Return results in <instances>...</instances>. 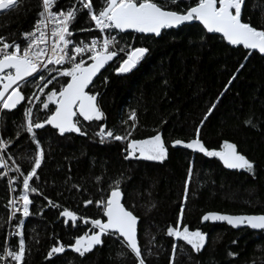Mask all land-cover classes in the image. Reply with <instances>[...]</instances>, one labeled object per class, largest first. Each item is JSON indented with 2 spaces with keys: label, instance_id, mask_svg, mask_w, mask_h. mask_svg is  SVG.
Returning a JSON list of instances; mask_svg holds the SVG:
<instances>
[{
  "label": "trees",
  "instance_id": "trees-1",
  "mask_svg": "<svg viewBox=\"0 0 264 264\" xmlns=\"http://www.w3.org/2000/svg\"><path fill=\"white\" fill-rule=\"evenodd\" d=\"M157 2L164 5L166 0ZM15 3L18 6L14 10L0 14V36L23 47L22 33L31 31L39 18L40 0ZM74 3L79 7L77 0H57L56 8L66 10ZM188 3L191 0H183L179 7H167L180 11ZM93 4L98 10L103 0H93ZM86 14L87 9L80 11L70 26L77 33V42L98 35ZM243 18H250L257 28L264 27V0H246ZM120 39L119 48L147 47L149 52L132 71L117 74L115 68L124 56L121 52L96 79L90 90L99 93L104 118L92 122L79 118V126L87 135H60L50 127L34 129L44 160L36 170L39 179L30 180V185L38 189L29 193L30 215L18 216L15 221H24L20 229L26 245L23 264H139L118 236L105 235L101 245L83 256L69 247L91 228V219L105 221L102 208L95 202L110 194L115 181L120 182L126 208L140 219L138 239L145 264H264L263 233L202 222L208 212L264 215V57L232 48L198 24L166 31L160 38L125 34ZM65 79L58 76L43 94L30 82L21 89L26 99L18 108L0 111V138L12 141L4 150L7 172L0 171V255L7 242L8 202L22 191L23 177L15 169L19 166L26 175L36 151L23 127L24 109L32 108L33 120L42 122L50 113L41 101L54 87L58 90ZM54 107L49 104L50 109ZM133 111L134 129L129 119ZM247 120L252 124L245 123ZM100 125L115 135L132 134L126 140L105 138L101 143L95 135ZM197 128L198 138L211 151H220L225 141L234 143L237 151L253 162L255 174L246 170L228 172L215 156L183 144L173 145L175 140L187 143L196 139ZM157 132L167 148L165 159L146 160L139 153L125 159L129 140L146 139ZM49 200L60 207L49 205ZM87 200L93 203L86 205ZM181 206L180 227L187 225L190 231L199 229L207 234L199 252L167 234L169 226H176ZM64 208L76 213L75 226L71 219L59 215ZM18 240L13 241L17 247ZM58 241L65 246L64 252L48 257Z\"/></svg>",
  "mask_w": 264,
  "mask_h": 264
},
{
  "label": "snow or ice",
  "instance_id": "snow-or-ice-1",
  "mask_svg": "<svg viewBox=\"0 0 264 264\" xmlns=\"http://www.w3.org/2000/svg\"><path fill=\"white\" fill-rule=\"evenodd\" d=\"M77 3L79 7L74 3L67 10L63 8L54 10L57 7V0H40V10L37 13L39 18L35 21L31 31L22 33L25 40L23 47L15 40L9 43L5 41V37L0 36V109L12 110L24 101L26 97L21 89L30 82L43 94L44 89L57 80L58 76L66 78L58 90L54 87L47 93V99L41 101L43 108L50 113L42 122L33 120L32 108L24 109L25 125L23 127L30 134L36 151L32 158V166L26 175L21 172L19 166L15 169L23 177L22 191L8 202L11 216L21 213L23 217H28L30 215L29 205L32 203L29 193L38 192L36 187L30 185V180L33 177L39 179L36 170L41 167L44 160V150L40 146L34 129H42L45 125H51L58 130L60 135L65 133L87 135L79 126V118L82 117L88 122L100 121L104 118V112L97 104L99 93H93L90 90L94 78L101 73V69H104L109 61L117 56L118 52H124V56L120 59L119 66L115 68L117 74L132 71L149 52L147 47L130 45L117 49L116 45L119 41L117 36L111 33L116 32L118 35L132 30L159 37L162 30L174 29L188 22L198 21L207 33L221 34V38L229 45H242L244 49L264 54V27L257 28L252 25L250 18L248 20L243 18L242 7L245 6V0H191V3L186 4L180 11L169 9L167 5L179 7V3H183V0H166L164 5L158 3L157 0H103V5L98 10L95 9L93 0H77ZM17 6L15 0H0V10L12 11ZM83 9H87L86 15L93 22L94 28L99 30L98 36L91 38L87 43L84 40L77 42L72 39L75 30L70 28L78 13ZM78 30L91 31L92 29L80 28ZM99 34L105 35L100 36ZM78 56L79 59H77ZM49 65L53 67L50 68ZM57 65L61 67H55ZM243 66L241 64L240 68ZM53 72L56 75H52ZM45 73L48 75L46 76ZM104 80L106 81L107 77H104ZM33 97L39 100L36 93H33ZM49 104L55 105L54 109H50ZM129 119L134 122L131 125L134 129L135 111L131 112ZM245 123L252 124V121L247 120ZM131 134L129 131L127 137ZM95 135L100 138L101 143L105 138L117 141L127 139L126 136L115 135L111 130H106L104 125L99 126V131ZM198 136L199 128H197L196 139L187 143L180 140L172 143L173 145L183 144L184 147L198 150L207 156L219 157L227 168L244 169L255 174L253 162L240 154L234 143L225 141L220 151H211L204 146ZM11 143V140L5 141L0 138V152L6 150ZM125 151L127 152L125 159L135 157L137 153L139 157L146 160L162 161L167 156V148L159 132L146 139L129 140ZM6 166L3 155H0V167ZM190 174L191 169H189ZM11 183L13 181L10 179V185ZM114 183L115 186L111 187L110 194L95 202L97 207L102 208L103 215L107 218L106 221L91 219V228L84 235L77 236L75 243L69 247L83 256L94 246L101 245L103 243L101 237L104 235L123 237L126 242L125 246L135 255L139 264H145L136 236L138 217L121 203L120 182L115 181ZM10 190L15 191L11 188ZM45 199L48 198L45 197ZM184 199H187V184ZM91 203H93L91 200L85 201L86 205ZM49 205L60 207L51 200H49ZM183 211V206H181L177 224L175 227L169 226L167 234L177 240L185 241L191 245L192 249L199 252L205 245L207 234L199 229L190 231L187 225H184L181 230L180 220L183 218ZM59 215L71 219L75 226L78 219L75 212L64 208ZM80 219H83L85 224L89 223L87 218L81 217ZM202 221H226L234 228L246 225L251 229L264 230V215L233 216L207 213L203 215ZM23 223V219H19L15 226L18 231L13 233L19 237L18 250L5 247L4 254L0 255V261L4 264H7L9 257L15 264H23L26 245L23 232L19 231ZM64 223L67 224L68 219H65ZM57 244L58 246H53L49 250L48 257L64 252L65 246L59 241ZM175 252L176 245L174 244L173 257Z\"/></svg>",
  "mask_w": 264,
  "mask_h": 264
},
{
  "label": "water",
  "instance_id": "water-1",
  "mask_svg": "<svg viewBox=\"0 0 264 264\" xmlns=\"http://www.w3.org/2000/svg\"><path fill=\"white\" fill-rule=\"evenodd\" d=\"M245 2H246V0H245ZM243 10H244V7H242V16H243ZM6 11H8V10H0V14L5 13ZM194 24H198V25H200L201 27H203L198 21H192V22H188V23H186L185 25L180 26V27H178V28L169 29V30H162L161 35H162L164 32H166V31H177V30L181 29L182 27L190 26V25H194ZM203 29H204V28H203ZM204 30L206 31V29H204ZM206 33H207V31H206ZM121 34H122V35H125V34H135V35H139V36H150V37H155V36H152L151 34H141V33H137V32L132 31V30H127L126 32H122ZM207 34L221 37V34H218V33H207ZM161 35H160L159 37H156V38H160ZM225 43H226L228 46L232 47V48H243L242 45H239V46H233V45H229L226 41H225ZM243 49H244V48H243ZM244 50H245V51H249V52H255V53L259 54L260 56L264 57V54L259 53L258 51H255V50H251V51H250V50H247V49H244ZM117 58H118V55H117L116 57H114L113 60L109 61L108 64L105 65V68H104V69H101V73H99V74L97 75V77L94 78L93 84H94V82L96 81V79H97V78H98V77H99V76H100V75H101V74H102V73H103V72H104L109 66H111V65L117 60ZM121 74H125V73H121ZM29 79H31V78H29ZM91 87H92V85H90V88H91ZM9 91H11V89H10ZM86 91H87V89H86ZM22 103H23V101H21V103L18 104L16 108H18ZM97 104H98V106H99V96H98V95H97ZM16 108H15V109H16ZM12 110H14V109H12ZM9 111H11V110H9ZM80 119H81L82 121H84L82 117H80ZM84 122H87V121H84ZM47 127H50V128H52V129L58 131L57 129L53 128L51 125H45L44 128H42V129H45V128H47ZM42 129H36V130H42ZM216 158L220 161V163L222 164V166L224 167V169H225L226 171H228V172H236V171L244 170V169H232V168H227V167L224 165L223 161H221V160L219 159V157H216ZM4 169H5V167H0V171H1V170H4ZM121 192H122V191H121ZM121 203L124 204V194H123V193H122ZM124 206H125V204H124ZM125 207H126V206H125ZM208 213H217V212H208ZM206 214H207V213H206ZM218 214H222V213H218ZM204 215H205V214H204ZM225 215H231V214H225ZM233 216H238V215H233ZM244 216H246V215H244ZM106 219H107V218L105 217V221H106ZM202 222H203V223H210L211 225H226V226H228V227H230V228H232V229H234V230L250 229L252 232H255V233H263V234H264V230H260V229H251L250 227H247L246 225H242V226H240V227H238V228H234V227H232L231 225H229L226 221H202ZM139 224H140V219L138 218V220H137V226H136V236H137V242H138V245H139V239H138V229H139ZM104 236H105V235H104ZM104 236L101 237L102 240H103ZM120 238L124 240L123 237H120ZM124 242H125V241H124ZM125 243H126V242H125Z\"/></svg>",
  "mask_w": 264,
  "mask_h": 264
},
{
  "label": "built area",
  "instance_id": "built-area-1",
  "mask_svg": "<svg viewBox=\"0 0 264 264\" xmlns=\"http://www.w3.org/2000/svg\"><path fill=\"white\" fill-rule=\"evenodd\" d=\"M59 8H56V9H54V10H58ZM67 10V9H66ZM94 31L98 34V32H99V30H97V29H95L94 28ZM112 35H116L117 36V40L119 41V43L116 45V48L117 49H119V45H120V41H121V39H120V37H121V33H119L118 35H117V33L116 32H113V33H111ZM77 35V33H75V32H73V37H72V39H74L75 40V36ZM100 36H103V35H105V34H99ZM98 35H96V36H94V37H97ZM93 38V37H92ZM81 40H84L86 43L87 42H90V40H91V38H89V39H81ZM9 50H11V49H9ZM121 52H118V54L117 55H119ZM77 59H79V56L77 57ZM55 67H61V66H59V65H57V66H55ZM18 195H13V198L14 197H17ZM18 216H22V214L21 213H16L15 214V216H11L10 215V221H9V227H8V233H7V242H6V245H5V247H10L11 248V250H18V247L17 246H15L14 245V243H13V241H14V239L16 240L17 238H19L18 236H16V235H13V233H15V232H17L18 231V229L15 227L16 226V218L18 217ZM19 231H20V229H19ZM3 254H4V252H3ZM1 264H4V262L2 261V263ZM7 264H15V262L14 261H12L11 260V258L9 257V258H7Z\"/></svg>",
  "mask_w": 264,
  "mask_h": 264
},
{
  "label": "rangeland",
  "instance_id": "rangeland-1",
  "mask_svg": "<svg viewBox=\"0 0 264 264\" xmlns=\"http://www.w3.org/2000/svg\"><path fill=\"white\" fill-rule=\"evenodd\" d=\"M1 110H3V109H0V111ZM0 155H3V157H4V151H2V152H0ZM4 161H5V157H4ZM5 164H6V162H5ZM7 165V164H6ZM5 172H7V167H5ZM181 228V230L183 229L182 227H180ZM175 240H177L175 237H173ZM178 241V240H177ZM180 241H182V240H180ZM185 242V241H184Z\"/></svg>",
  "mask_w": 264,
  "mask_h": 264
},
{
  "label": "bare ground",
  "instance_id": "bare-ground-1",
  "mask_svg": "<svg viewBox=\"0 0 264 264\" xmlns=\"http://www.w3.org/2000/svg\"><path fill=\"white\" fill-rule=\"evenodd\" d=\"M95 33V32H94ZM95 35V34H94ZM121 38V37H120ZM7 167V166H6Z\"/></svg>",
  "mask_w": 264,
  "mask_h": 264
}]
</instances>
